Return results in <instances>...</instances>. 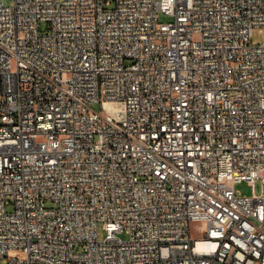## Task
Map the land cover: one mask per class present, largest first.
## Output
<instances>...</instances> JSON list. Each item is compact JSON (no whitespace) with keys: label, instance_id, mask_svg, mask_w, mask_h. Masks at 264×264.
<instances>
[{"label":"built area","instance_id":"1","mask_svg":"<svg viewBox=\"0 0 264 264\" xmlns=\"http://www.w3.org/2000/svg\"><path fill=\"white\" fill-rule=\"evenodd\" d=\"M0 84V263L264 264V0H0Z\"/></svg>","mask_w":264,"mask_h":264},{"label":"rangeland","instance_id":"2","mask_svg":"<svg viewBox=\"0 0 264 264\" xmlns=\"http://www.w3.org/2000/svg\"><path fill=\"white\" fill-rule=\"evenodd\" d=\"M172 21V17L169 15H165L163 13H159V22H169ZM45 29V25L42 26V30ZM252 41L255 43H260L262 41V36L259 33V31L257 29L254 30L253 35H252ZM2 96V92H1V84H0V99ZM91 108L95 111H101L102 110V105L99 102H95L92 103ZM236 190L242 195V196H251L252 195V188L250 185L247 184V182H241L238 183L236 185ZM255 191L259 194L261 192V183L257 182L256 186H255ZM99 236L100 238H104L105 236V232L100 229L99 231ZM120 237L122 238H126V234L125 233H121L119 234ZM0 264H5L4 262H1Z\"/></svg>","mask_w":264,"mask_h":264}]
</instances>
